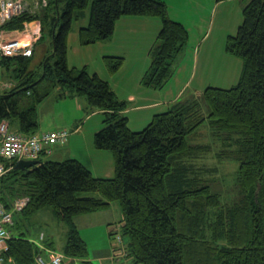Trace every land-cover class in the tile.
<instances>
[{
  "label": "trees",
  "instance_id": "1",
  "mask_svg": "<svg viewBox=\"0 0 264 264\" xmlns=\"http://www.w3.org/2000/svg\"><path fill=\"white\" fill-rule=\"evenodd\" d=\"M46 1L40 13L27 10L2 27L22 32L26 23L39 21L42 30L36 45L48 39L51 52L34 67V47L31 56L0 54V70L14 76L12 87L0 90V121L7 120L10 131L30 136L68 130L38 132L37 106L53 90L61 91V99L85 96L91 105L88 113L93 109L104 116V128L94 134V146L111 152L115 173L96 177L75 158L41 160L53 153L54 147L68 145L70 136L65 145H45L36 166L17 169L14 163L0 181L4 205L11 208L14 200L29 199L15 217L53 207L55 216L67 225L63 255L73 259L88 253L76 217L107 211L112 202H119L123 219L120 229L110 232L121 240L120 246L112 248L114 258L126 254L133 264H264V0H251L244 8L238 33L227 40V52L244 62L239 83L225 89L207 86L201 94L193 91L187 96L184 86L180 98L153 101L152 119L138 132L128 126V103L123 98L119 101L109 78L88 72L86 66L70 68L67 61L73 22L84 14L90 0ZM64 1V9L52 23L55 27L58 22L60 29L47 35L41 16L45 13L49 18L45 8L58 7ZM91 4L88 26L78 33L82 46L111 38L123 16L161 18V42L147 51L152 61L142 86L153 89V95L163 92L174 76L171 66L176 54L190 41L187 27L171 19L167 4L161 0H93ZM104 60L110 77L122 71L126 61L125 56L115 55L104 56ZM160 107L163 110L154 111ZM206 121L214 137L238 138L235 153L226 152L237 161L234 188L242 192L239 205L227 206L221 192L213 189L212 180L194 173L186 163L187 157L204 150L192 141ZM14 123L18 124L15 130L11 127ZM228 144L232 146L231 141ZM96 193L102 198L93 196ZM45 238L42 233L37 242L12 232L5 264H35L38 255L48 261L49 254L57 251L52 242L45 244Z\"/></svg>",
  "mask_w": 264,
  "mask_h": 264
},
{
  "label": "rangeland",
  "instance_id": "2",
  "mask_svg": "<svg viewBox=\"0 0 264 264\" xmlns=\"http://www.w3.org/2000/svg\"><path fill=\"white\" fill-rule=\"evenodd\" d=\"M29 1L28 10L31 13H40L39 11L43 9V5L47 3L46 0H42V2H38L41 0ZM92 1H89V6L84 11V14L80 15L73 22V29L68 42L67 61L70 68H77L79 70L86 66L88 72H97L101 77L112 80L111 82L117 88L118 93L123 97H127L125 99L128 103L129 113L126 115L131 116L128 126L133 131L138 132L143 130L152 119L150 116L152 110L150 109L139 112L131 109L135 106L133 101L137 99L141 100L145 96L146 103L148 101L159 100L168 102L167 98H180L183 92L181 89L184 86L188 90V93L184 96H187L192 94L193 91L199 95L202 93L200 91H203L207 86L225 89L236 86L239 83L244 62L237 55L234 56L227 52V40L229 36H234L238 33V28L244 22V8L251 0H225L221 2L217 0H161L167 4L171 19L183 23L189 30L191 37L190 41L185 44V47L176 54V58L171 66L174 70V76L171 78L169 86L158 95H153V89H149L152 90L149 91L147 87L142 86V78L146 74V71H148L147 67L152 61L146 54L149 50L148 47H153V45L156 47L161 42L158 38V34L163 26L161 18L157 16H123L121 20L116 22V30L111 38L89 46H82L78 33L80 28L88 26L91 19ZM65 2H59L58 7L52 5L51 9L45 8L46 13H49V18L44 17L45 13H43L41 21L47 35L53 30L58 32L60 29L58 22L55 24V27L52 26L53 17L64 9ZM39 26H41L40 22L37 24L38 29L41 28ZM29 30H23L25 34L23 33L22 35L20 33L12 35L14 37H22L20 38L21 41L29 37L27 40L31 41L33 37L37 36V34H33L34 30L37 29L34 27L33 29L29 28ZM36 42L37 39L33 41L31 47V49L34 47L36 51L33 67L40 64L45 55L51 52L50 41L48 39H46V42L44 41V44L36 45ZM112 55L126 56L124 68L114 75L113 79H111L109 72L106 70L104 60V56ZM55 61L56 58L51 59V62ZM11 73V71L7 72L5 69L0 70V87L2 84H8V87L5 86L2 89L12 87L14 76ZM198 89L200 90L198 91ZM179 91H181L180 94H178ZM60 92L59 89L53 90L50 96L37 106V118H39L40 122L38 132L46 133L48 130H51L48 128H51L53 124L59 123H65V128L71 131V134L73 133L74 122L81 128L83 127L84 130L82 129L81 134L77 136L78 138L74 142V144H79L75 147V154H82L80 157L84 162L83 164L94 176L102 177V173L98 171H106L112 168L114 160L108 159V155L102 157V154H100L108 152L111 157L110 151L98 150L94 145H90L94 143V139L91 140L90 137L92 138L94 130H98H93V128L98 124L99 117L85 121L86 115L90 111L89 106L91 107L87 98L85 96L77 98L80 101L79 104L84 105L81 111H78L76 100L71 98L61 99L59 96ZM150 92H153V94ZM130 95L133 96L131 97ZM121 100L122 98L120 97L119 101ZM152 105L153 103L149 108ZM161 110H163V107L154 111L159 112ZM204 113L205 116L208 115V111L205 109ZM100 117H102L100 119L102 121L104 116L100 114ZM76 119L78 121H75ZM11 127L15 130L18 124L14 123ZM209 130V123L206 121L201 131L197 133L192 141V144L203 146L204 150L187 157V162H185L192 168L194 173L196 172L201 177L212 180L215 186L213 189L216 192H221L222 200L227 206L239 205L242 202V192L234 188L235 173L238 168L237 161L228 157L229 153L226 152L230 150L232 153H235L237 149L236 140L238 138L235 137L234 140L219 139L214 137ZM230 141L232 146L228 144ZM54 148L56 149V154H52L50 159L60 162L61 160L68 159L66 154L68 147L56 146ZM42 158L45 159L46 156L43 155ZM93 196L102 198V195L99 193L93 194ZM21 199L27 198H18L11 203L13 204ZM107 211L113 218H103L98 214L83 216L86 217L85 220L81 218L82 222L79 223L77 228L80 229V235L87 243L88 253L84 258H76L77 263L74 264L80 262H85V264H109L108 262L100 261L99 257L104 254L108 255L110 251L112 252V248L121 245L120 240L115 239L114 235H109L107 227L104 225L106 220L112 219L111 223L113 224L109 227L115 229V231L120 229V222L123 219L121 204L119 202H112L111 208ZM55 214L53 207H45L40 211L31 212L30 214L16 215V224L11 230L15 234L21 233L30 240L32 239L37 242H39L40 236L44 233L46 235L45 244L49 245L52 242V249L64 254V247L68 241L67 225L61 222ZM125 241H128V239H125ZM121 257L127 256L125 254Z\"/></svg>",
  "mask_w": 264,
  "mask_h": 264
},
{
  "label": "built area",
  "instance_id": "3",
  "mask_svg": "<svg viewBox=\"0 0 264 264\" xmlns=\"http://www.w3.org/2000/svg\"><path fill=\"white\" fill-rule=\"evenodd\" d=\"M29 5V0H0V54L2 56L12 58L15 56L32 55L31 47L33 41L40 36V29L34 30L33 34H37V36L33 37L28 44L23 45L20 38L10 36L13 33L12 31L8 32L2 28L14 18L24 14ZM29 28L30 24L26 23L25 29L29 30ZM17 32L21 34V32ZM5 86L8 87V84H2L0 90ZM9 129L10 124L7 120L0 121V181L13 168L14 163H17L21 159L38 160L45 145H65L68 143L70 137L68 130L30 136L17 132L14 133ZM7 163L11 164V166ZM28 201V198L18 200L13 203L11 208H8L0 200V264H5L6 262V253L9 251L8 242L12 236L13 231H11V227L15 223V214L25 209L24 207L28 204ZM73 262L77 263V260L59 252L51 253L48 261L40 255L35 258V264H70ZM78 264L84 263L80 262Z\"/></svg>",
  "mask_w": 264,
  "mask_h": 264
},
{
  "label": "crops",
  "instance_id": "4",
  "mask_svg": "<svg viewBox=\"0 0 264 264\" xmlns=\"http://www.w3.org/2000/svg\"><path fill=\"white\" fill-rule=\"evenodd\" d=\"M31 1H33V0H31ZM37 24H39V21H32V24H30V28H34V27H36V29H37ZM40 27V26H39ZM12 34H17L16 32L14 33H11L10 34V36L11 37H14ZM29 39V38H28ZM148 49H149V47H148ZM147 54V53H146ZM125 56V55H124ZM125 59H126V56H125ZM149 66V65H148ZM124 68V67H123ZM114 77L112 76L111 77V79H113ZM112 80H110V79H108V82H110L111 83V85H112V88L114 89V91H115V93H117L118 95H119V97H121V98H123V99H125V98H127V97H123L122 95H120V93H118V90H117V88L113 85V83L111 82ZM190 81V80H189ZM200 89H198V91H199ZM200 92H202V91H200ZM131 97L133 96V95H130ZM71 99H73V98H71ZM74 100H76L75 102H76V105H77V107H78V111H81V109L84 107V105H80L79 103H80V101L79 100H77V98L76 99H74ZM171 100V99H170ZM136 103H137V105L135 106V107H133V108H131V109H134L136 112L138 111H142V110H145V109H151V108H149L150 106H151V104L152 103H154V102H150V101H148V103H146V98L144 97L143 98V100H142V102H139V99H137L136 101H135ZM154 104H156V103H154ZM153 104V105H154ZM152 109H153V107H152ZM126 114H128L129 113V110H127L126 112H125ZM100 114H101V112L100 111H97V110H93L92 109V111H91V113H87V117H86V119H85V121H88V120H91L92 118H94V117H99V122H98V124L95 126V128H93V130L94 129H98V130H94L95 132H93L92 133V138L90 137V139L92 140L93 139V137H94V134L97 132V131H99V130H101V129H103L104 128V124H103V121H100V119H102V117H100ZM151 116V115H150ZM75 121H78V119H76ZM61 124H63V125H61ZM66 126H65V123H59V124H53V126L51 127V128H48V129H51V130H54V129H59V128H65ZM73 128L74 129H76V130H72L73 131V133L71 134V140H70V142H69V144L67 145V146H65V147H68L67 148V158L68 159H72V158H75V159H77V160H79V161H81L82 163H84L82 160H81V157L80 156H82V154H75V147H76V145L78 146L79 144H74V142L76 141V138H78L77 136H79L80 134H81V131H82V129L84 130V128L82 127H80L77 123L75 124V122H74V124H73ZM91 146H93L94 145V143H92V144H90ZM95 152V151H94ZM73 153V155L71 156V154ZM93 153V152H92ZM52 154H56V149H54L53 150V153H51V154H49V155H45L46 156V158L45 159H43L42 157H41V160L42 161H47V160H49L50 158H51V155ZM100 154H102V157H105V155H108V159H112L113 160V155L110 157L109 156V153L108 152H105V153H100ZM98 172H100V173H102V178H106V177H112V176H114V173H115V171H114V165H113V167L112 168H110L109 170L107 169L106 171H98ZM111 208V207H110ZM109 208V209H110ZM99 215V216H102L103 218H107V217H112V216H110V214H109V212L108 211H98L97 213H90V214H86V215ZM81 218H84L83 220H85V218L86 217H83V216H77L76 217V219H75V222H76V224H77V226L79 225V223H81L82 221V219ZM113 218V217H112ZM111 220L112 219H108V220H106L105 221V223H104V225L107 227V231L109 232V235H110V232L111 231H113V229H111V227H109L110 225H112L113 223H111ZM82 231V230H81ZM112 250V252L110 251V253L108 254V255H103V256H101V257H99V259H100V261H105V262H108L109 264H133V260H131L130 258H128V257H116V258H114L113 257V249H111Z\"/></svg>",
  "mask_w": 264,
  "mask_h": 264
},
{
  "label": "water",
  "instance_id": "5",
  "mask_svg": "<svg viewBox=\"0 0 264 264\" xmlns=\"http://www.w3.org/2000/svg\"><path fill=\"white\" fill-rule=\"evenodd\" d=\"M16 164H17L16 165L17 169H26L28 167L36 166L39 163L37 162V160H31V159L24 160V159H21Z\"/></svg>",
  "mask_w": 264,
  "mask_h": 264
},
{
  "label": "clouds",
  "instance_id": "6",
  "mask_svg": "<svg viewBox=\"0 0 264 264\" xmlns=\"http://www.w3.org/2000/svg\"><path fill=\"white\" fill-rule=\"evenodd\" d=\"M41 1H42V0H41ZM41 1H39V2H41ZM28 24H32V23H28ZM24 30H26V29H24ZM12 32H14V33H15V32L18 33L17 31H12ZM19 32H20V31H19ZM23 33H24V32L22 31V32H21V35H22ZM24 34H25V33H24ZM26 34H27V33H26ZM40 34H41V32H40ZM39 37H40V36H39ZM39 37H38V38H39ZM14 38H22V37L19 36V37H14ZM28 38H29V37H28Z\"/></svg>",
  "mask_w": 264,
  "mask_h": 264
},
{
  "label": "bare ground",
  "instance_id": "7",
  "mask_svg": "<svg viewBox=\"0 0 264 264\" xmlns=\"http://www.w3.org/2000/svg\"><path fill=\"white\" fill-rule=\"evenodd\" d=\"M28 10V9H27ZM28 38H24L23 40H22V44L23 45H26V44H28L30 41L29 40H27Z\"/></svg>",
  "mask_w": 264,
  "mask_h": 264
}]
</instances>
